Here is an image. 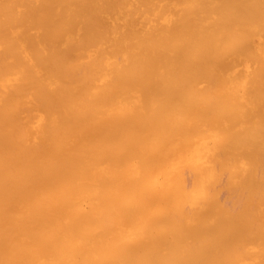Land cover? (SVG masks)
Listing matches in <instances>:
<instances>
[{
  "label": "bare ground",
  "instance_id": "obj_1",
  "mask_svg": "<svg viewBox=\"0 0 264 264\" xmlns=\"http://www.w3.org/2000/svg\"><path fill=\"white\" fill-rule=\"evenodd\" d=\"M0 264H264V0H0Z\"/></svg>",
  "mask_w": 264,
  "mask_h": 264
}]
</instances>
